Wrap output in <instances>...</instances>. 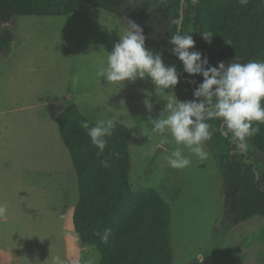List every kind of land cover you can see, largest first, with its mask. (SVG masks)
I'll use <instances>...</instances> for the list:
<instances>
[{"label":"rangeland","instance_id":"obj_1","mask_svg":"<svg viewBox=\"0 0 264 264\" xmlns=\"http://www.w3.org/2000/svg\"><path fill=\"white\" fill-rule=\"evenodd\" d=\"M138 25L151 44L163 20L143 7ZM128 26V17L99 8L15 17L11 47L0 52V203L8 205L0 219V264H52L57 255L66 264H83L100 254L80 246L74 208L69 214L78 179L56 118L70 104L95 123L112 117L132 130L131 186L156 189L169 204L173 264H199L201 255L204 264H264V218L226 219L220 161L209 144L207 159L200 160L183 145L162 142L170 134L151 131L149 118L160 115L174 90L161 98L149 79L112 85L99 75ZM177 147L191 159L185 169L168 166ZM250 151L264 170V157L253 146Z\"/></svg>","mask_w":264,"mask_h":264},{"label":"trees","instance_id":"obj_2","mask_svg":"<svg viewBox=\"0 0 264 264\" xmlns=\"http://www.w3.org/2000/svg\"><path fill=\"white\" fill-rule=\"evenodd\" d=\"M143 7L163 20L157 39L146 47L161 53L166 65L176 66L180 82L173 90L177 98L194 99L193 92L203 77L189 76L182 62L169 52L172 45L168 41L178 33L181 0H0V24L4 27L0 52L9 51L13 41L10 26L18 16H64L99 8L138 24ZM205 31L214 35L210 44L203 39ZM181 33L191 35L196 48L209 52L210 66L264 61V0H249L246 6L239 0H199L194 6L186 0ZM56 120L78 179L79 199L73 213L78 238L100 252V264H173L169 204L156 189L135 191L131 186L132 130L115 122L113 134L105 138V150L99 153L81 127L82 121L90 127L95 122L76 105H69ZM207 123L212 138L206 143L219 159L224 179V216L233 224L257 216L264 218V170L250 151L253 146L264 157V124L259 134L248 139L247 150L242 152L221 135L220 120ZM101 160H110L109 167H103ZM105 228L112 229L107 244L95 236Z\"/></svg>","mask_w":264,"mask_h":264},{"label":"clouds","instance_id":"obj_3","mask_svg":"<svg viewBox=\"0 0 264 264\" xmlns=\"http://www.w3.org/2000/svg\"><path fill=\"white\" fill-rule=\"evenodd\" d=\"M248 2L239 0L242 6ZM198 3L199 0H191L193 6ZM119 36L112 51L107 53L106 66L99 73L108 84L149 79L155 86V95L161 98L166 90L175 89L180 82L176 66L166 65L161 53L146 47L142 27L129 20L128 28ZM202 36L210 44L214 35L205 31ZM168 43L172 45L169 52L182 62L184 72L189 76H202L203 80L195 88L192 100L181 101L176 95L169 96L160 115L149 118L151 131L162 137L170 134L171 140L165 137L162 142L183 145L190 154L206 160L208 153L204 150V144L212 138L211 126L207 121L220 120L221 135L229 138L236 149L246 151L248 139L259 134L260 125L264 124V61L219 62L217 66H210L203 53L190 51L195 47L191 35L173 34ZM146 107L152 110V104L148 101ZM81 127L86 130L99 153H103L107 146L105 138L113 134L115 122L114 118L105 117L91 127L88 122L82 121ZM167 161L168 166L174 169H185L191 164L190 157L180 147L172 151ZM101 165L109 167L110 160H101ZM7 213L8 205L0 203V219L6 218ZM111 232V228H105L102 232H96L95 236L107 244ZM204 257H196L199 264H204ZM99 261L100 254L95 252L83 264H99ZM52 264H66V261L57 255L52 258Z\"/></svg>","mask_w":264,"mask_h":264},{"label":"water","instance_id":"obj_4","mask_svg":"<svg viewBox=\"0 0 264 264\" xmlns=\"http://www.w3.org/2000/svg\"><path fill=\"white\" fill-rule=\"evenodd\" d=\"M185 1L186 0H181L180 21H179V26H178V33L181 35H182L181 31H182V25H183V20H184V4H185ZM191 50L205 54V57H207L209 62H210V55H209L208 51L203 50L201 48H196V47H194ZM79 243H80L81 247H84L85 244L83 243V241L81 239L79 240Z\"/></svg>","mask_w":264,"mask_h":264},{"label":"crops","instance_id":"obj_5","mask_svg":"<svg viewBox=\"0 0 264 264\" xmlns=\"http://www.w3.org/2000/svg\"><path fill=\"white\" fill-rule=\"evenodd\" d=\"M15 20V19H14ZM13 24H14V21H13V23H12V25L10 26L11 27V29H12V27H13ZM2 29V30H1ZM3 29H4V27L2 26V28H0V32H2L3 31ZM71 105V104H70ZM75 105V104H74ZM77 106V105H76ZM68 107V106H67ZM66 106L63 108V110H65L66 108H67ZM78 107V106H77ZM79 108V107H78ZM62 110V111H63ZM61 111V112H62ZM57 119V118H56ZM56 122H57V120H56ZM60 131V130H59ZM60 136H61V133H60ZM62 138V137H61ZM63 140V139H62ZM34 144H36V141H34ZM33 149V148H32ZM34 150V149H33ZM71 155V154H70ZM72 159V158H71ZM25 163H26V167H24L25 168V170L26 171H29V161H25ZM72 163H73V161H72ZM74 166V165H73ZM23 168V167H22ZM75 169V168H74ZM76 173V172H75ZM38 175H40V172L38 173ZM61 175H62V177H63V179H64V175L61 173ZM77 176V175H76ZM71 179V178H70ZM74 181V180H73ZM78 181V180H77ZM78 190H79V185H78ZM78 199H79V197H78ZM78 202V201H77ZM75 207H76V199H75V201H74V204H71L70 205V211H69V214H71V212H72V210H73V208L75 209Z\"/></svg>","mask_w":264,"mask_h":264}]
</instances>
